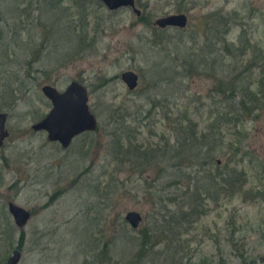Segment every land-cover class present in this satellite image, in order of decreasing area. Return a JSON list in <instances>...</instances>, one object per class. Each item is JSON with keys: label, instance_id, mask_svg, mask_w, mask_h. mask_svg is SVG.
<instances>
[{"label": "rangeland", "instance_id": "obj_1", "mask_svg": "<svg viewBox=\"0 0 264 264\" xmlns=\"http://www.w3.org/2000/svg\"><path fill=\"white\" fill-rule=\"evenodd\" d=\"M45 1L0 0V112L9 114L10 131L0 147V264L16 249L19 264H156L152 253L137 257L146 233L150 243L163 242L158 250L166 244L160 190L178 180V168L160 174L159 166L139 167L136 157L122 159L110 145L115 134L130 135L120 148L149 153L174 144L188 118L201 143L224 139L213 170L230 165L243 178L234 198L200 202L206 214L182 238L195 255L188 264H264V0H136L141 16L132 8L112 12L100 0H64L70 12L62 22ZM176 14L189 18L184 46L194 51L209 31L226 34L220 51L208 54L218 76L204 73L155 93L142 78L147 56L137 52L160 30L158 19ZM130 70L140 76L135 91L121 79ZM73 81L87 87L99 129L65 149L32 126L52 108L42 88L63 92ZM219 82H233L237 91L221 98ZM184 171L186 189L192 169ZM174 192L172 186L166 198ZM10 202L31 212L25 228L16 226ZM130 211L143 216L138 229L126 220Z\"/></svg>", "mask_w": 264, "mask_h": 264}, {"label": "trees", "instance_id": "obj_2", "mask_svg": "<svg viewBox=\"0 0 264 264\" xmlns=\"http://www.w3.org/2000/svg\"><path fill=\"white\" fill-rule=\"evenodd\" d=\"M45 2L49 4L48 7H50L51 10L59 15L60 20L64 13L70 12L68 10L70 8L65 7L64 0H47ZM17 10H20V6H17ZM141 20L146 21L145 18ZM147 24H149V22ZM167 30L168 29L157 31L155 29L157 32L151 35V37L146 40V43L139 46V51L137 52L138 54L147 56L146 58L147 62H149L148 65L150 70L146 69V73L142 74V78L143 81L150 82L149 87L152 92L154 91L157 93V91L164 90L167 84L171 87L172 91H174L173 88H177L180 85L178 83L179 81L181 82L186 78H195L204 73L211 74L210 72H213L215 77L218 76L216 74L217 67L207 62L208 54L215 55L220 51L219 45L226 43V34L219 31L214 34L213 30L209 31L210 33L209 36H207L205 45L200 52H197V50L194 51L184 46V30H178L176 32L178 34L173 36L168 34ZM68 31L70 30L68 29ZM175 40L179 41L175 42ZM75 52H73V55L68 59L74 57ZM148 77L150 80H147ZM236 91L237 86L236 84L234 85L233 82L229 84L219 82L216 93L219 97L223 98L228 92L234 95ZM111 112L114 116V113L116 114L117 111L111 109ZM126 117H128V115L122 117L121 124L128 123ZM236 117L237 119L240 118L239 115H236ZM192 122L193 121L188 118V124L184 125V122L179 123L178 133L177 131L175 133L176 139L174 144H171V141H167L168 143L162 144L159 148L156 147L151 149L152 151L149 153H141L138 149L129 147L128 151H124L120 148V146L125 147L132 142L130 135H128L126 139L125 137H121L122 140L115 134L113 145H110L115 153L123 152L124 156L122 159L131 155L136 157L139 167L148 169L159 166L161 167L160 174L166 172L168 168H178V171L174 170L172 175L174 178H178V180L173 184H168L164 189L162 188L160 190L162 194L161 202L166 204L164 209L167 211L164 224L166 223L168 228L161 232L164 238L167 239L166 244L161 250H158V246L162 245L163 242L150 243L151 238L149 234L146 233L142 242V248L137 257L139 261H142L143 258L146 259L150 253L154 254L153 256L156 264H184L185 260L188 264L194 260L195 255L190 247V243L186 241L185 244H183L182 238L185 234L189 233L187 227H193L198 218L206 214L205 207L201 205L200 202H206L214 198L218 199L223 195L234 198L242 190L243 184H239V182L243 178L237 167H231L229 165V167L224 170L217 166L216 172L213 170V167L220 163L219 160L216 161V157L218 150L222 147L223 137L215 138V142L213 141L211 146H207L205 141L203 144L197 138L198 127L195 122ZM125 127L129 128L128 126ZM171 162L173 164H170ZM164 164H166L165 167L163 166ZM189 168L192 169L189 174L190 183L192 185H188L185 189L182 188L181 178L183 177L186 179L187 173L184 175L182 174L185 172V169L187 170ZM172 186L175 187V192L171 193L170 196L166 198L165 194ZM168 233L173 237L167 238L165 235H169ZM21 236L23 243L25 236L24 231L21 233Z\"/></svg>", "mask_w": 264, "mask_h": 264}, {"label": "water", "instance_id": "obj_3", "mask_svg": "<svg viewBox=\"0 0 264 264\" xmlns=\"http://www.w3.org/2000/svg\"><path fill=\"white\" fill-rule=\"evenodd\" d=\"M100 1L112 12L132 8L137 16L142 14L136 7V0ZM188 24L189 18L186 14H176L158 19L155 27L160 30L169 28L184 30ZM121 79L130 91H135L139 87L140 76L134 71L124 72ZM42 92L51 102L52 108L44 119L32 126V129L35 132H46L50 142L59 143L67 149L77 137L98 129V121L90 109L89 92L85 85L73 81L63 92L52 85H45ZM8 117L7 112H0V147L4 146L10 136L7 128ZM8 211L19 229L25 228L32 218L30 211L13 202L8 204ZM126 220L132 228L138 229L143 222V216L137 211H130L126 215ZM21 259L22 252L16 249L6 264H19Z\"/></svg>", "mask_w": 264, "mask_h": 264}, {"label": "flooded vegetation", "instance_id": "obj_4", "mask_svg": "<svg viewBox=\"0 0 264 264\" xmlns=\"http://www.w3.org/2000/svg\"><path fill=\"white\" fill-rule=\"evenodd\" d=\"M77 138H78V137H77ZM77 138H76V139H77ZM76 139H75V140H76ZM75 140H74V141H75Z\"/></svg>", "mask_w": 264, "mask_h": 264}]
</instances>
